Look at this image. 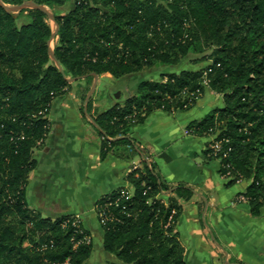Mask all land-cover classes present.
<instances>
[{
    "label": "trees",
    "instance_id": "obj_1",
    "mask_svg": "<svg viewBox=\"0 0 264 264\" xmlns=\"http://www.w3.org/2000/svg\"><path fill=\"white\" fill-rule=\"evenodd\" d=\"M2 1L14 7L25 2ZM67 1L33 4L53 9ZM72 1L70 11L53 18L58 31L52 54L62 73L50 57L48 16L35 8L15 15L0 7V264H85L92 254L91 233L81 222L72 216L42 217L26 200L36 165L33 152L49 134L47 115L67 94V80H83L88 88L93 75L126 80L177 68L191 55H202L199 61L206 67L144 80L123 104L93 116L102 148L128 146L136 154L127 128L154 112L189 111L209 89L222 97L223 107L190 123L187 134L213 136L220 143L215 155L209 143L204 159L219 162L228 185L248 183L240 196L250 215L259 217L264 206V0ZM22 16L26 22L18 25ZM126 181L132 189L128 199L118 190L95 204L97 218L107 201L118 200V207L105 209L113 220L99 224L103 253L114 258L111 264H184L173 229L179 207L174 199L158 198L172 187L147 163ZM173 194L187 200L192 191L178 186Z\"/></svg>",
    "mask_w": 264,
    "mask_h": 264
},
{
    "label": "crops",
    "instance_id": "obj_2",
    "mask_svg": "<svg viewBox=\"0 0 264 264\" xmlns=\"http://www.w3.org/2000/svg\"><path fill=\"white\" fill-rule=\"evenodd\" d=\"M170 73L178 71L162 70L159 76ZM102 81L108 82L111 89L106 83L102 87ZM114 81L117 80L108 74L97 76L95 94L101 92L92 98L89 115L80 112L83 80L77 82L81 88L77 87L75 95L53 102L47 115L49 134L42 149L34 151L32 156L39 166L29 176L28 207L46 218H80L84 211H94L96 202L104 196L118 190L128 189V192V174L147 163L172 187L161 199L163 202L174 199L179 207L173 229L183 248L184 264H264V206L259 217H252L246 203L236 202L248 183L228 185V179L219 173V162H207L203 157L211 138L186 134L190 123L223 107L222 97L206 89L202 99L189 111L173 115L154 112L142 124L125 131L136 147V154L129 155L128 146L105 152L93 116L115 104H123L127 98L124 92L134 93L139 85L132 83L131 78L124 80V88L117 91L121 95L116 100L111 97ZM58 179L59 196L55 197L56 192H49L53 181ZM31 184L36 187L29 199ZM178 186L190 189L192 196L187 200L177 198L173 190ZM46 195L56 203L44 205ZM41 210L45 212L40 213ZM100 241L102 250V233Z\"/></svg>",
    "mask_w": 264,
    "mask_h": 264
},
{
    "label": "rangeland",
    "instance_id": "obj_3",
    "mask_svg": "<svg viewBox=\"0 0 264 264\" xmlns=\"http://www.w3.org/2000/svg\"><path fill=\"white\" fill-rule=\"evenodd\" d=\"M157 1H161V0H157ZM1 2L5 6H9V5H6L2 0H1ZM24 3L25 4L33 3V0H25ZM10 7H14V6H10ZM72 7H73V1L72 0H68L67 2L64 3L63 7H54L53 9L45 8V10L48 13V16H50L51 18H54V16H56V15L66 14L68 11H70L72 9ZM14 14L16 15L18 13H14ZM25 22H26V18L25 17H23V16L22 17H19V19H18V25L21 24V23H25ZM46 23L51 28L52 34H53L55 32V30H56V26H55L54 22H52L50 20V18L47 17ZM55 43H56V38H54L50 42V49L51 50H53V48L55 46ZM201 58H203L202 55H198V56L191 55L188 58H186V60H184V62L179 67L174 68V69L177 70L178 72L181 71V70H183V69H189V70H194V71L203 69V68L206 67L207 63L199 61ZM192 60H197V61H199L201 63L192 64V62H193ZM160 72H162V69L161 70L153 71L150 74L133 76V77H131V82L132 83H140V82H142L144 80L157 79L159 77V73ZM68 80H71V79H68ZM79 81H81V80L69 82L70 87H69L68 92H67V94L65 96H69L71 94H74L75 95V92L77 90V87H79V85H77V82H79ZM114 82H115L114 83V88L112 89L113 92L111 93L112 99H116V98H118L121 95V94L117 93V91L119 89H123L124 88V84L123 83L126 82V81L122 80V81H114ZM101 83H102V87H103L104 86V83H106V82L105 81H102ZM92 85H93V80H92V83L89 85L88 88H83L82 89L83 92L81 93L82 95H81V102H80V112L83 113V114H85V115H89L90 112L92 111V98L95 97V96L97 98L100 95V92H101V91H98L97 94H95V89H94L93 93L90 95V98H89L88 102L85 104V99L88 96V94H89V92L91 90ZM99 86L101 87V85H99ZM106 87L107 88L109 87L108 86V82L106 83ZM79 88H81V87H79ZM124 93H125V95H127V92H124ZM117 95H118V97H117ZM90 100H91V104H90V107H88V103H89ZM118 100H120V98ZM196 110L197 109H195L193 112H196ZM95 115H97V114H95ZM210 138H211V140L214 139L213 136L210 137ZM43 146H44V142L42 144H39L38 147H37V149H35L34 151L41 150ZM128 152H129V155H132L133 154V152L131 151L130 148H129V151ZM35 163H36L35 167H38L39 166L38 165V162L35 161ZM31 174H32V172H31ZM29 176H30V174H29ZM35 180H37V179H35ZM53 185H54L53 186V189H52L51 192H49V194H51L52 192H56L55 197H58L59 196V185H60L59 179L56 182L53 181ZM31 186H34V187L32 188ZM31 186L29 188V190L31 192V194L29 195V199H31V195L33 193L32 190H34V188L36 187V185L31 184ZM126 190H128V189H126ZM126 190H123V191H126ZM128 193L130 195L132 194L131 187H130ZM158 198L160 200H163V199H161V197H158ZM43 203H44V205L49 206V205H51L53 203H56V202H54V199H51V197H48L46 195V201H43ZM34 211H36V210H34ZM44 212H45L44 210L43 211L41 210L40 213H44ZM57 218H61V217H57ZM57 218H54L52 220H55ZM73 220H75L77 222H82V224L84 225L85 229L88 230L90 233L93 234V238L91 237L93 251H92V254H91L90 258L85 262V264H111V263H113L114 258L112 256H108L107 254L103 253V251L101 250L100 236H101L102 230L100 228L99 223L97 222V218H96V206H94V211H84V215L82 217H80V218L73 217Z\"/></svg>",
    "mask_w": 264,
    "mask_h": 264
},
{
    "label": "water",
    "instance_id": "obj_4",
    "mask_svg": "<svg viewBox=\"0 0 264 264\" xmlns=\"http://www.w3.org/2000/svg\"><path fill=\"white\" fill-rule=\"evenodd\" d=\"M0 7H2L5 11L9 12L10 14H14V13H17L21 10H25V9H30V8H35V9H38L40 11H42L43 13H45L47 16H48V13L46 12V10L42 7H39V6H36L35 4L33 3H29V4H25L23 3L22 5L20 6H15V7H10V6H5L1 0H0ZM50 18V20L53 22V18H51L50 16H48ZM56 26V25H55ZM57 31H58V27L56 26V30L55 32L52 34L49 42H48V45H49V50H50V57H51V60L54 62V64L57 66V68L60 70V72L62 73V70L59 66V64L56 62L53 54H52V50L50 49V42L57 37ZM93 85L91 87V90L88 94V96L86 97L85 99V104L88 102L89 98H90V95L93 93L94 89L96 88V84H97V76L96 75H93ZM68 83L69 82H73V81H77V79H71V80H67ZM94 124V123H93ZM94 126L97 128V126L94 124ZM98 129V128H97Z\"/></svg>",
    "mask_w": 264,
    "mask_h": 264
},
{
    "label": "built area",
    "instance_id": "obj_5",
    "mask_svg": "<svg viewBox=\"0 0 264 264\" xmlns=\"http://www.w3.org/2000/svg\"><path fill=\"white\" fill-rule=\"evenodd\" d=\"M187 134V133H186ZM211 144L209 145V149H211L213 151V154L215 155L216 153L219 152L220 150V143L217 142V141H214V140H211L210 142ZM229 150L225 151L222 153V158H225L227 156V153H228ZM134 170H137V168H134L132 171ZM121 198H124V199H128L130 197V194L126 191H123L121 193ZM236 202H243L245 203L246 202V198L243 197V196H238L237 199H236ZM118 207V200L115 201V202H112V201H107V203L104 205L103 209L100 210L98 213H97V218H98V221H99V224L100 225H103L105 224L106 220L109 219V220H113V217L109 214H106L105 213V209L109 208V207ZM172 214H174V212H172ZM172 223V218L169 219V223L170 224Z\"/></svg>",
    "mask_w": 264,
    "mask_h": 264
}]
</instances>
